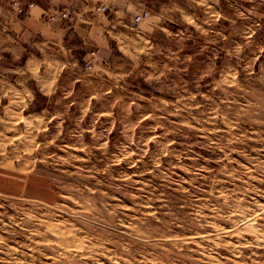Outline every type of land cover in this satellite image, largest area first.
Masks as SVG:
<instances>
[{
    "label": "rangeland",
    "instance_id": "obj_1",
    "mask_svg": "<svg viewBox=\"0 0 264 264\" xmlns=\"http://www.w3.org/2000/svg\"><path fill=\"white\" fill-rule=\"evenodd\" d=\"M120 1L0 39V264H264V0Z\"/></svg>",
    "mask_w": 264,
    "mask_h": 264
},
{
    "label": "crops",
    "instance_id": "obj_2",
    "mask_svg": "<svg viewBox=\"0 0 264 264\" xmlns=\"http://www.w3.org/2000/svg\"><path fill=\"white\" fill-rule=\"evenodd\" d=\"M114 1L116 0H0V24L3 26L0 27V39H11L18 47L22 41L29 44L35 41L42 50L50 48L59 52V48L71 58L72 54L79 53L84 59L89 57L90 52H94L96 63H93L106 64L111 50L103 31L109 32L108 27L114 20L107 13H91L90 7ZM27 2L33 6L25 8V14L19 15L14 11L16 3L23 7ZM63 14H70L74 22H66ZM76 60L67 63L74 65Z\"/></svg>",
    "mask_w": 264,
    "mask_h": 264
},
{
    "label": "built area",
    "instance_id": "obj_3",
    "mask_svg": "<svg viewBox=\"0 0 264 264\" xmlns=\"http://www.w3.org/2000/svg\"><path fill=\"white\" fill-rule=\"evenodd\" d=\"M18 5V7H17V10L19 11V12H22V7L19 5V4H17ZM33 6V4L32 3H29V4H27V7L28 8H31ZM139 16H136L134 19H133V25H136L137 23H138V21H139Z\"/></svg>",
    "mask_w": 264,
    "mask_h": 264
}]
</instances>
